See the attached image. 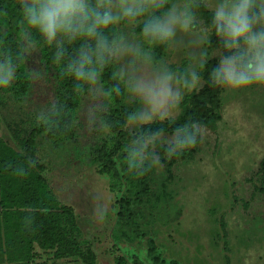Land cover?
I'll use <instances>...</instances> for the list:
<instances>
[{
	"label": "clouds",
	"instance_id": "obj_1",
	"mask_svg": "<svg viewBox=\"0 0 264 264\" xmlns=\"http://www.w3.org/2000/svg\"><path fill=\"white\" fill-rule=\"evenodd\" d=\"M17 10L19 47L0 37V90L11 89L22 64L39 54L73 82L74 95L105 101L90 109V121L116 99L129 103L124 163L133 174L159 168L160 148L172 159L203 141L201 124L175 121L205 73L211 86L230 91L264 86V0H18ZM158 49L183 55V63ZM63 109L53 100L35 118L48 125ZM155 122L174 126L166 134Z\"/></svg>",
	"mask_w": 264,
	"mask_h": 264
},
{
	"label": "rangeland",
	"instance_id": "obj_2",
	"mask_svg": "<svg viewBox=\"0 0 264 264\" xmlns=\"http://www.w3.org/2000/svg\"><path fill=\"white\" fill-rule=\"evenodd\" d=\"M160 56L184 61L183 55L167 50ZM215 63L216 58L211 59L209 67ZM28 65L37 68L38 54ZM207 83L205 78L198 91L185 96L179 117L185 104L193 107ZM217 96L221 119L212 126L201 124L203 141L190 156L174 157L168 171L171 159L158 149L162 163L154 168V183L152 169L151 188L158 192L164 181L167 199L153 206L151 197L139 237L128 226L118 227V196L110 190L108 177L86 157L87 146L107 135L99 120L89 119L90 109L104 104L102 98L88 95L80 107L75 145L60 149L48 140L38 142L37 155L49 186L74 207L84 237L96 251V264H115L117 256L129 264H153L147 254L151 238L165 259L158 264L171 259L179 264H264V86L222 89ZM51 101L44 78L34 79L25 112L34 115ZM13 119L18 120L15 112L0 113L1 135L9 138L7 122ZM9 140L13 144L12 137Z\"/></svg>",
	"mask_w": 264,
	"mask_h": 264
},
{
	"label": "trees",
	"instance_id": "obj_3",
	"mask_svg": "<svg viewBox=\"0 0 264 264\" xmlns=\"http://www.w3.org/2000/svg\"><path fill=\"white\" fill-rule=\"evenodd\" d=\"M17 6L18 0H0V37L13 51L19 47ZM163 50L158 49L157 55L160 56ZM38 63L37 69L47 72L44 81L52 93V101H61L64 109L48 125L38 123L35 114L25 112L24 107H29L34 84V79L26 74L33 68L28 61L22 64L14 86L0 90V113L15 112L18 116V120L7 122L9 138L0 134V264H96V251L90 240L84 237L77 212L52 191L44 175L45 166L37 155L41 139L60 149L66 145L72 147L78 142V112L88 95H74L73 82L60 78L46 56L38 54ZM109 75L105 74L106 82ZM207 85L199 91V98L195 97L193 107L188 108L185 104L183 114L175 124L195 121L212 126L221 119L222 104L217 93L222 88ZM102 102L105 104L104 100ZM130 107L129 103L120 99L107 105L99 120L101 126L104 127L101 121L109 125L107 135L87 146L86 157L99 174L108 177L110 190L118 196V227L128 226L139 237L143 231L141 224H147L145 211L150 208L147 206L151 204V197L153 206L158 205L167 199V187L162 181L159 191L155 192L151 188L152 169L133 174L124 163V146L129 133L122 124ZM23 116L29 117L24 120ZM173 126L167 122L152 125L164 128L168 133ZM10 137L13 144L9 142ZM192 151H185L179 157H188ZM161 154L162 157L165 154L163 148ZM173 160L176 159L172 158L167 164L168 171ZM149 241L147 254L153 264L165 263L157 251L155 240L151 238ZM115 264L129 263L123 256H117ZM168 264L179 262L171 259Z\"/></svg>",
	"mask_w": 264,
	"mask_h": 264
}]
</instances>
